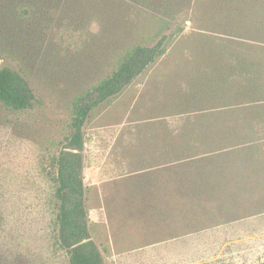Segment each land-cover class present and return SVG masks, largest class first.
I'll use <instances>...</instances> for the list:
<instances>
[{
    "label": "rangeland",
    "instance_id": "1",
    "mask_svg": "<svg viewBox=\"0 0 264 264\" xmlns=\"http://www.w3.org/2000/svg\"><path fill=\"white\" fill-rule=\"evenodd\" d=\"M134 15L124 11V35L137 33L139 25H126ZM200 18L181 15L184 30L167 53L84 126L88 226L103 264L264 263L263 166L205 159L212 138L195 134L202 111L192 107L203 102L190 104L191 87L204 48H216ZM98 30L48 25L31 51L0 38V67L19 70L36 96L25 111L0 103V264L70 263L57 242L52 159L70 135L74 98L122 51L97 40ZM252 134L264 137V129Z\"/></svg>",
    "mask_w": 264,
    "mask_h": 264
},
{
    "label": "trees",
    "instance_id": "2",
    "mask_svg": "<svg viewBox=\"0 0 264 264\" xmlns=\"http://www.w3.org/2000/svg\"><path fill=\"white\" fill-rule=\"evenodd\" d=\"M124 11L135 13L126 25H139L136 34H123ZM196 12L201 29L212 33L205 35L207 42L216 41V48L203 50L189 100L203 102L192 108L202 111L195 134L212 138L204 144L205 159L217 154L254 159L264 171V137L251 139L254 129H264V0H0V38L14 37L25 51L38 46L48 25L64 33L93 23L99 26L97 40L109 50L122 49L111 72L74 98L70 135L52 159L57 242L69 253V264H103L88 226L83 154L88 118L165 55L171 39L184 30L181 15ZM35 97L26 76L0 67L2 105L25 111Z\"/></svg>",
    "mask_w": 264,
    "mask_h": 264
}]
</instances>
